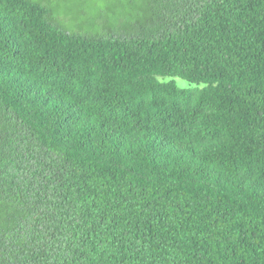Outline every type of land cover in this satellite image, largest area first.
I'll list each match as a JSON object with an SVG mask.
<instances>
[{
	"label": "trees",
	"instance_id": "16d2710c",
	"mask_svg": "<svg viewBox=\"0 0 264 264\" xmlns=\"http://www.w3.org/2000/svg\"><path fill=\"white\" fill-rule=\"evenodd\" d=\"M154 4L0 0V264H264V0Z\"/></svg>",
	"mask_w": 264,
	"mask_h": 264
},
{
	"label": "rangeland",
	"instance_id": "374dc122",
	"mask_svg": "<svg viewBox=\"0 0 264 264\" xmlns=\"http://www.w3.org/2000/svg\"><path fill=\"white\" fill-rule=\"evenodd\" d=\"M42 3L51 20L68 33L103 36L123 26L131 27L151 7L154 0H34ZM178 87H193L180 78L173 79Z\"/></svg>",
	"mask_w": 264,
	"mask_h": 264
}]
</instances>
